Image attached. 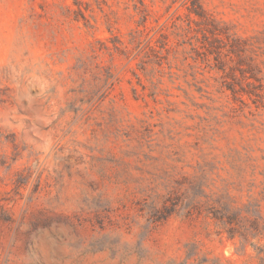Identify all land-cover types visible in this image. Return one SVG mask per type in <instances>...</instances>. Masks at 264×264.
Masks as SVG:
<instances>
[{"label":"rangeland","instance_id":"1","mask_svg":"<svg viewBox=\"0 0 264 264\" xmlns=\"http://www.w3.org/2000/svg\"><path fill=\"white\" fill-rule=\"evenodd\" d=\"M0 264H264V0H0Z\"/></svg>","mask_w":264,"mask_h":264}]
</instances>
